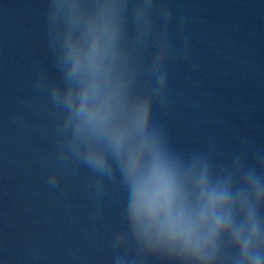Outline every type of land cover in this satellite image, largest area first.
<instances>
[{
  "label": "water",
  "instance_id": "1",
  "mask_svg": "<svg viewBox=\"0 0 264 264\" xmlns=\"http://www.w3.org/2000/svg\"><path fill=\"white\" fill-rule=\"evenodd\" d=\"M51 2L0 0V264H179L138 246L118 173L97 175L61 153ZM77 2L86 14L120 6L133 95L150 93L155 70L166 68L168 103L157 119L175 151L202 152L238 184L249 170L264 179V0Z\"/></svg>",
  "mask_w": 264,
  "mask_h": 264
},
{
  "label": "clouds",
  "instance_id": "2",
  "mask_svg": "<svg viewBox=\"0 0 264 264\" xmlns=\"http://www.w3.org/2000/svg\"><path fill=\"white\" fill-rule=\"evenodd\" d=\"M119 7L108 3L86 14L77 0L51 2L49 33L63 80L51 89L64 114L61 153L97 175L119 174L131 235L148 253L179 264H264V179L249 170L238 184L202 152L170 146L157 119L168 103L167 70H155L150 93L132 94ZM164 14L171 19L170 9ZM225 248L231 252L222 259Z\"/></svg>",
  "mask_w": 264,
  "mask_h": 264
}]
</instances>
